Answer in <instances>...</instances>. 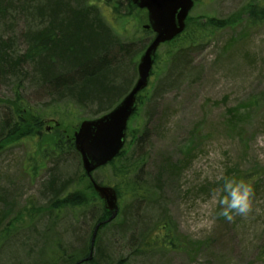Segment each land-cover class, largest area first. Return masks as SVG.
I'll return each instance as SVG.
<instances>
[{
    "label": "rangeland",
    "instance_id": "rangeland-1",
    "mask_svg": "<svg viewBox=\"0 0 264 264\" xmlns=\"http://www.w3.org/2000/svg\"><path fill=\"white\" fill-rule=\"evenodd\" d=\"M55 1H65L75 11L95 1L106 19L113 21L114 5L120 2L122 13L127 11L126 0ZM21 2L0 1V57L11 52L15 57L10 66L0 62V135L9 113L2 100L12 99L18 91L41 115L45 140L22 139L0 152V232L8 224L13 229L0 248V264H44L58 250L85 254L101 203L64 209L55 216L48 204L56 192L58 196L67 193L62 185L77 181L83 169L77 153L68 151L54 162L43 143L55 132L71 139L80 121L94 117L101 108L91 99H87L90 105L81 106L76 99L53 97L34 80L32 64L17 65L29 47V36L50 22L31 24L29 16L37 17L42 11L47 21L51 18L44 8L49 1L34 0L35 8ZM261 3L264 0H196L190 11L194 20L233 18L232 26L216 30L203 46L186 49L178 65V54L169 55L168 46L158 49L160 59L129 121L136 138L129 137L127 162L140 156L144 165L136 177L120 185L118 215L98 232L93 254L100 260L104 257L110 264L121 257H129V264H264V23L248 26L244 13L247 5ZM135 10L127 16L130 22L121 25V48L114 56V63L120 57L130 61L123 70V82L128 85L120 99L135 82L137 62L152 38L141 29L146 13ZM255 172L259 179L251 211L235 215L232 221L218 216L222 206L217 192L223 184L218 178ZM93 177L105 185L115 182L110 168L96 170ZM133 184L143 187L148 197L130 196ZM164 220L177 246L132 255L131 248ZM159 242V247L164 245Z\"/></svg>",
    "mask_w": 264,
    "mask_h": 264
},
{
    "label": "trees",
    "instance_id": "trees-1",
    "mask_svg": "<svg viewBox=\"0 0 264 264\" xmlns=\"http://www.w3.org/2000/svg\"><path fill=\"white\" fill-rule=\"evenodd\" d=\"M0 1L11 2L12 0ZM20 1H22L21 6L34 7V0ZM46 1H49V4H45L44 8L45 11L51 13V18L47 21L46 16L42 15L41 11L39 16L30 15L28 20L31 21V24L32 22L36 23V21H43L44 23L50 21L49 25L46 26V24V27L39 33L29 36L27 39L29 47L19 56L17 65L24 68L25 63L32 64L35 73L34 80L37 84L43 85V88L50 92L53 97L65 96L70 99H76L81 106H85L84 104L86 103L90 105L87 99L94 100V102H97V107L101 108L95 116L109 111L120 101L121 92L128 85L123 82V77L126 76L123 70L124 68L126 69V61L128 60L120 57L114 63V56L117 49L121 48V37L123 36L121 25H126V23L130 22L127 21V16L133 15L136 7L130 0H126L127 11L122 13L120 2L117 3L113 7V21L106 19L100 5L96 4L95 1L86 4L82 11H75L65 1H59L58 4H56L55 0ZM108 2L111 3V0H108ZM245 8L244 13L247 14L246 23L248 26L264 23V3L258 5L249 4ZM198 20H194L189 16L183 33L164 44V46H168L167 53L169 55L178 54L175 62L177 65L180 60L183 61L185 59L186 49L201 44L203 46L216 30L231 27L234 22L233 18H209L204 23L198 22ZM51 22L52 24L50 25ZM143 32L146 35H152L151 31L143 30ZM122 49L126 51V49ZM3 50L5 51L6 49ZM137 53V51H134L135 55ZM12 55L13 52L8 55L4 54L0 57V62L3 65L10 66L15 59ZM159 59L160 56L157 54L156 61ZM127 63H130V61ZM2 102L8 107L9 113L3 120V132L0 135V152L22 139L37 137L38 141L45 140L42 138L43 134L41 132V115L38 114L37 110L27 105V102L23 100L18 91L12 99L2 100ZM141 103L142 97L140 96L139 105ZM134 132L135 130H129L128 128V140L131 135L136 138L133 134ZM144 132L145 130L142 129V133ZM43 145L45 147L44 150L47 149L48 158L49 154L52 155V158H58L61 153L67 151L77 153L74 149L72 138L66 140V138L62 137V134L57 132ZM130 146L131 141H127L119 156L103 167L104 169L110 168L112 177L115 180L112 186L117 190L118 198L122 195L120 185L136 177V174L141 171L144 165V159L140 156H137L131 162H127L130 150L128 148ZM136 146H140L138 142ZM78 175L77 181L71 180L62 185V191L67 190V193L63 196H58L56 192L48 204V208L51 211L54 210L55 216H58L59 212L64 209H83L94 205L96 201L99 202L84 172H80ZM235 177L245 180L253 189L258 184L259 179V175L256 172L238 173ZM128 193L130 196H135V199L147 197L145 190L143 187L139 188V185L133 184ZM32 214L33 209L29 211V215L33 217ZM108 216L109 212L102 208L101 205V214L97 218L96 223L105 220ZM109 223L100 224L98 232L107 227ZM11 226L12 224H8L0 232V248L13 231ZM158 240L160 244L164 243V245L159 247V244L156 243ZM176 246L175 236L171 234V227L167 220H164L156 231L145 235V238L136 247L131 248L130 251L132 255H148L156 250H163L165 247ZM86 248V252L83 255H67L65 250H58L44 264H110V262H106L107 259L104 257L100 260L99 256L97 257L94 254L89 262L84 261V258L90 252V242ZM63 258L66 259L62 260ZM129 262V257H121L114 264H129Z\"/></svg>",
    "mask_w": 264,
    "mask_h": 264
},
{
    "label": "water",
    "instance_id": "water-1",
    "mask_svg": "<svg viewBox=\"0 0 264 264\" xmlns=\"http://www.w3.org/2000/svg\"><path fill=\"white\" fill-rule=\"evenodd\" d=\"M138 8L146 9L147 24L143 28L152 29L154 37L141 55L137 71L138 76L121 101L101 117L84 120L74 132V146L81 155L82 167L92 182L97 195L103 199L110 216L95 225L90 243L91 259L96 232L105 222L111 221L118 212L116 190L109 185L98 184L92 172L111 161L123 147L127 121L137 107V95L148 84L155 60L156 50L161 43L170 41L183 31L185 20L193 6V0H131Z\"/></svg>",
    "mask_w": 264,
    "mask_h": 264
},
{
    "label": "clouds",
    "instance_id": "clouds-1",
    "mask_svg": "<svg viewBox=\"0 0 264 264\" xmlns=\"http://www.w3.org/2000/svg\"><path fill=\"white\" fill-rule=\"evenodd\" d=\"M218 179L223 184L217 192L219 204L222 206L217 215L228 221L234 220L235 215H247L252 208L253 187L234 176H221Z\"/></svg>",
    "mask_w": 264,
    "mask_h": 264
},
{
    "label": "bare ground",
    "instance_id": "bare-ground-1",
    "mask_svg": "<svg viewBox=\"0 0 264 264\" xmlns=\"http://www.w3.org/2000/svg\"><path fill=\"white\" fill-rule=\"evenodd\" d=\"M195 1H196V0H193V3H194V4H195ZM189 16H191L190 11H189V13H188V15H187V17H186V20H185V27H184L183 31H184L185 28H186V22H187V18H188ZM183 31H181L179 34H177L176 37L179 36V35H181V34L183 33ZM147 46H148V44H147L146 47L144 48V50H143V52L141 53V55H142V54L144 53V51L146 50ZM141 55H140V57H141ZM140 57H139V60H140ZM139 60H138L137 65H136V71H137V66H138ZM154 65H155V64L153 63L152 69L154 68ZM152 75H153V72L151 71V74H150V76H149V80H148V84H147V86H146L142 91H140V92L138 93V95H137V107H136L135 111L132 113V115L129 117V119H128V121H127L126 136H125V141H124L123 147L121 148L120 152H119V153H118V154H117V155H116L111 161L107 162L105 165H102V166L96 168V169L92 172V176H93V173H94L96 170H98V169H104L103 167L107 166V165H108L109 163H111L114 159H116V158L119 156V154L122 152L123 148L126 146L127 141H130V140H128V137H127V136H128L129 121H130V119H131L133 116H135V114L137 113L138 108H139V106H140V105H139V97L141 96V93L147 89V87H148V85H149V82H150V78L152 77ZM137 76H138V71H137ZM132 86H133V85H132ZM132 86H131V87H132ZM130 89H131V88H130ZM130 89H129V90H130ZM128 92H129V91H128ZM128 92H127V93H128ZM127 93H126V94H127ZM126 94H125V95H126ZM115 105H116V104H115ZM108 112H109V111H107V112H103V113H101V114H99V115H96V116H94V117H92V118L83 119V120L80 121V123H81L82 121H84V120L94 119V118H97V117H101V116H103L104 114H106V113H108ZM80 123H79L78 127L74 130V132L79 128ZM74 132H73V135H72V139H73V137H74ZM58 134H59V133H58ZM60 134H61V133H60ZM67 152H68V151H67ZM67 152H65V153H67ZM65 153H61V155H60L58 158L54 159V162H57V161L60 159V157H63V155H64ZM46 155H47V154H46ZM46 155H45V158H47ZM53 158H55V157H53ZM93 179H94V177H93ZM94 181H95L96 183L100 184V183H99L98 181H96L95 179H94ZM89 182H90V184H91V187H92L94 193L96 194L97 199L99 200V203H101L102 208H104V209L106 210V208H105V206H104V201H103V199L100 198V197L97 195V193L95 192V190H94V188H93V185H92V182H91L90 180H89ZM147 197H148V196H147ZM94 229H95V225H94V227H93V229H92V232H91L90 243H91L92 234H93V232H94ZM97 235H98V230H97V232H96V236H95V240H94V247H93V248H95V242H96ZM6 239H7V238H6ZM66 254H67V255H71V254H68V253H66ZM87 257H88V256H86V257L84 258V261L89 262V261L92 259L93 256L91 257V259H87ZM65 259H66V258H65ZM65 259L63 258L62 260H65Z\"/></svg>",
    "mask_w": 264,
    "mask_h": 264
}]
</instances>
